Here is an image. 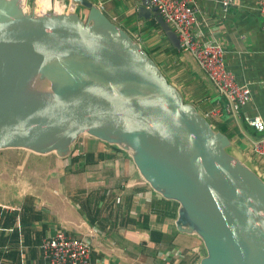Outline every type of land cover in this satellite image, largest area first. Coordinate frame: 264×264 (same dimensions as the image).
I'll return each instance as SVG.
<instances>
[{
  "label": "water",
  "instance_id": "obj_1",
  "mask_svg": "<svg viewBox=\"0 0 264 264\" xmlns=\"http://www.w3.org/2000/svg\"><path fill=\"white\" fill-rule=\"evenodd\" d=\"M56 1L60 12L38 13L0 0V152L65 158L83 135L115 145L177 203L176 230L204 247L199 264H264V174L96 2ZM152 16L179 50L138 0V19Z\"/></svg>",
  "mask_w": 264,
  "mask_h": 264
},
{
  "label": "crops",
  "instance_id": "obj_2",
  "mask_svg": "<svg viewBox=\"0 0 264 264\" xmlns=\"http://www.w3.org/2000/svg\"><path fill=\"white\" fill-rule=\"evenodd\" d=\"M115 1H123V6L116 3L112 7L104 2V11L109 17H116L122 24L128 15L137 17L138 0ZM194 5L197 12L193 34L201 33L202 39L218 40L225 49L227 67L240 84L250 89V100L242 107L241 114L260 116L264 120V19L257 10V0H233L227 7L220 0H196ZM154 19L153 16L147 20L135 19L138 27H147L140 35L144 45L151 48L162 68L168 67L167 61L173 58L172 68L166 71L171 81L182 86L189 101L201 112L217 107L220 113L213 117L223 114L238 128L240 136H235L232 141L252 166L264 174V168L251 152V144L258 134L251 127H244L243 120L235 123L229 117L224 99L191 55H187L189 69L184 70L183 61L175 59V49L166 37L149 26ZM155 44L160 45L157 50ZM189 81L193 82L189 85ZM101 144V149L86 151L101 152L104 159L88 166L84 172L74 174L65 170L71 163L66 157L38 155L19 149L22 150L19 154H32L28 161L43 157L45 166L62 168L63 176L70 177L68 183L75 182L74 198L67 200L65 194L56 192L57 187L67 192V184L63 183L60 174V178L44 175L45 182L41 187L37 179L40 174L24 183L16 179L5 180L9 191L0 200V209L5 213H18L24 205H31L39 219L21 226L16 214L12 226L0 227V264H47L39 245L55 229L87 237L91 241L92 264H166L170 260V264H199L205 254L204 247L194 235L176 230L177 203L154 192L126 153L113 156L114 152L106 149L103 142ZM83 203L89 206L88 214L83 210ZM145 214L148 215L146 226ZM1 218L0 222L3 221ZM150 229L162 233L165 238L151 236Z\"/></svg>",
  "mask_w": 264,
  "mask_h": 264
},
{
  "label": "built area",
  "instance_id": "obj_3",
  "mask_svg": "<svg viewBox=\"0 0 264 264\" xmlns=\"http://www.w3.org/2000/svg\"><path fill=\"white\" fill-rule=\"evenodd\" d=\"M56 1V0H55ZM196 0H150V7H156L163 19L177 34L180 50L191 55L199 68L205 73L215 91L224 99L225 112L235 123L243 120L258 136L251 144V152L259 158H264V120L260 116L242 115V107L249 102L251 93L245 84H240L225 62V49L214 38L202 39L201 33L193 34L192 27L196 22ZM227 7L233 0H220ZM104 10V2L97 1ZM23 8L40 9L37 0L29 3L22 0ZM64 10L69 5L63 4ZM25 10V9H24ZM26 10V11H27ZM257 10L264 19V0H257ZM141 39L136 32L133 36ZM220 113L217 107H212L204 113L208 118ZM74 151L73 154H76ZM41 256L47 264H92L91 241L85 236H74L62 229L45 236L39 245Z\"/></svg>",
  "mask_w": 264,
  "mask_h": 264
},
{
  "label": "trees",
  "instance_id": "obj_4",
  "mask_svg": "<svg viewBox=\"0 0 264 264\" xmlns=\"http://www.w3.org/2000/svg\"><path fill=\"white\" fill-rule=\"evenodd\" d=\"M138 17H135L134 15H128L125 18L124 23L122 24L123 26H125L128 31L129 34L132 32H137L139 35H141L146 29L147 27L145 25L139 26L136 24L135 19ZM141 20V19H140ZM149 26H153L154 29H156L157 31L160 32V34L162 36H164L162 30L160 29V26L158 25V23L156 22V20H151L149 23ZM130 34V35H131ZM141 37V36H140ZM142 40V38H141ZM144 49L148 52V54L153 57V59L156 61L155 57L153 56V51L151 50V48H149L148 46L144 45V43L142 44ZM160 45L155 44V50H157L159 48ZM175 51V59L177 61H179V59H181L183 61V68L184 70H188L189 69V57L187 55V53H185L182 50H174ZM157 64L159 65V67L161 68V70L163 71V73L165 74V76L167 77V79L174 84L171 79L169 78V76L166 74L167 70H170L173 66V58L170 59V61H167V63L169 64L168 67H163L159 61H156ZM193 82V81H192ZM191 81H189V85L192 83ZM175 85V84H174ZM182 93L185 101L190 102L187 98L188 96H186L185 94V90L182 88V86L177 85L176 86ZM201 109H205L204 107H201ZM211 123L215 126V128H217L218 130L224 132L230 139H233L235 136H240V133L238 131V128L231 123V121H228L227 118H225L222 115H220L219 117H210L209 118ZM230 122V123H229ZM244 127H250L248 126L246 123H244ZM105 148L106 149H111L114 153H112L113 156L116 155V153H122L125 154L124 151H122L121 149H119L118 147H116L115 145H110L107 143H104ZM74 153V151H73ZM54 156V154H52ZM105 157V155L101 152H95V151H77L76 154H70L69 156L66 157V159L70 160V165L68 166V168H66V172H68L69 174H74V173H82L85 171V169L90 166V165H95L98 164L99 161L103 160ZM257 162L259 163V166H262L264 168V159L262 160L261 158L257 157ZM75 166V169L73 170L72 167ZM85 201H87V199H85ZM176 203V202H175ZM85 203H83L84 205ZM82 205V206H83ZM83 210L86 211V213L88 214L89 211V206L88 204H85L83 206ZM16 214L19 215V219H20V224L21 226L24 225V223H30L33 222L36 219H39V216L37 215V212H35L33 210V208L31 207V205H24L21 208L20 212H12V213H5L3 212L2 209H0V218L3 219V221L0 222V227H10L13 225L14 223V217L16 216ZM36 214V215H35ZM145 221H144V225L146 226L147 223V218L148 215L145 214ZM45 227H47V224H44ZM148 228V227H146ZM18 229V228H16ZM57 229H55L56 231ZM151 232V236L156 235L158 238L157 239H164L165 236L162 235V233L153 231V230H149ZM41 243V242H40ZM172 262V260L166 262V264H170ZM165 263V262H164Z\"/></svg>",
  "mask_w": 264,
  "mask_h": 264
},
{
  "label": "rangeland",
  "instance_id": "obj_5",
  "mask_svg": "<svg viewBox=\"0 0 264 264\" xmlns=\"http://www.w3.org/2000/svg\"><path fill=\"white\" fill-rule=\"evenodd\" d=\"M93 2H97V0H92ZM32 3L33 0H29V3ZM106 3V5L108 6H112L114 7L116 3H118V5L123 6V1H119L116 2L115 0H106L104 1ZM105 8V6H104ZM109 16V15H108ZM114 22H116L117 24L121 25L124 29H126L128 31V29L123 26L120 21L114 17H110ZM129 32V31H128ZM131 34V33H130ZM132 36L136 35V32H132L131 34ZM138 42L141 43V45L143 44L141 39H138ZM189 100V98H187ZM102 142H99V140L90 137L88 135H83L81 136L78 141L76 142L75 146H74V151H86L87 149H96L97 147L99 149H101L102 147ZM22 150L19 149H8V150H3L0 152V200L4 199V196L6 192L9 191L8 186L5 184L6 182H4L5 180L7 181H12L13 179L18 180L19 182H23L26 181V179H29L30 177L33 179H36L35 176H37L38 174V183L40 184V187L44 185V175H46L47 177L49 176H55L56 178H60L58 174L62 175V181L63 183L67 184L66 189L67 192L63 189L61 190L60 187L55 188L56 192L60 193L61 195L67 198V200H71L74 198V193L73 191V187L75 182L72 181V183H68V179L70 178L69 175L63 176V171L62 168L59 169H55V168H51V165L49 166H45L43 164V157H37V159H34L33 161H28L29 158L32 157V154H30L29 156H27L26 153L22 152L24 155L19 154ZM16 158V159H15ZM19 158H22V160L20 161ZM264 159V158H263ZM26 167V168H25ZM43 174V175H42ZM53 177V178H55ZM64 178L66 180H64ZM58 182V181H57ZM71 185V186H70ZM27 186H24V189ZM52 191V190H51ZM53 192V191H52ZM55 193V192H53ZM68 202V201H67Z\"/></svg>",
  "mask_w": 264,
  "mask_h": 264
},
{
  "label": "bare ground",
  "instance_id": "obj_6",
  "mask_svg": "<svg viewBox=\"0 0 264 264\" xmlns=\"http://www.w3.org/2000/svg\"><path fill=\"white\" fill-rule=\"evenodd\" d=\"M38 3L40 4V9H33L35 12L38 13H43L48 10H54L55 12H60L61 11V5L57 1L51 2V0H37ZM25 10H27L24 7Z\"/></svg>",
  "mask_w": 264,
  "mask_h": 264
}]
</instances>
